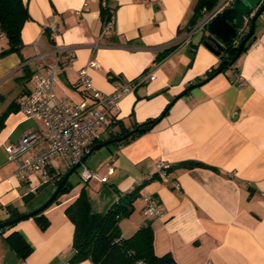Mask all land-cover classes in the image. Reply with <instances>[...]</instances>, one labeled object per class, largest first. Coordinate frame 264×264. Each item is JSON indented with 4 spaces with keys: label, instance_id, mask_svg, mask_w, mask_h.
Listing matches in <instances>:
<instances>
[{
    "label": "crops",
    "instance_id": "1",
    "mask_svg": "<svg viewBox=\"0 0 264 264\" xmlns=\"http://www.w3.org/2000/svg\"><path fill=\"white\" fill-rule=\"evenodd\" d=\"M23 2L29 18L21 28L20 52L0 56V112L11 101L17 103L31 87L30 80L16 78L22 74L23 62L35 53L32 42L36 38L41 41L40 51L49 42L73 50V60L56 75L55 89L58 95L77 102L84 97L72 83L76 70L90 59L97 63L87 68L90 82L104 93L113 91L118 80L154 74L152 80H143L124 94L116 112L100 129L99 138L132 129L135 123L157 116L174 100L150 129L127 141L107 144L105 150L102 146L90 152L80 173L70 180L73 187L43 211L49 220L45 229L30 216L1 231L0 264H66L73 254L74 225L64 212L65 206L83 188L91 210L102 212L120 193L140 182L144 183L133 200L132 212L119 219L122 236L133 234L149 221L154 253H170L177 264H264V11L256 19L254 37L236 60L197 84L219 63V57L202 44L206 28L189 36L185 29L179 32L187 24L195 0L149 4L107 0L114 24L97 45L103 23L100 0ZM44 22L57 29L53 39L43 33ZM174 42L172 51L155 59L162 48ZM2 47L6 43L0 33V50ZM27 64L32 70L36 61ZM239 75L242 86L237 85ZM190 84L196 85L182 93ZM28 132L38 133V140L27 153L45 146L41 121L26 117L19 107L10 110L0 128L2 220L8 219L7 206L22 213L46 198L33 204L23 202L22 196L45 180L37 173L17 178L14 161L7 159L5 146ZM182 160H197L207 166L185 168L178 165ZM159 161L170 165L165 174L157 173ZM64 162L55 159L54 171L64 172L69 167ZM87 170L97 176L86 177ZM102 176H106L105 181ZM145 193L157 196L162 216L143 215ZM12 231H19L32 246L25 257L6 242L4 237ZM73 264L93 263L84 259Z\"/></svg>",
    "mask_w": 264,
    "mask_h": 264
},
{
    "label": "built area",
    "instance_id": "2",
    "mask_svg": "<svg viewBox=\"0 0 264 264\" xmlns=\"http://www.w3.org/2000/svg\"><path fill=\"white\" fill-rule=\"evenodd\" d=\"M146 4L161 0H139ZM232 0H218L207 11H204L196 24L186 32L189 36L198 28H206L207 22ZM113 14L101 26L97 42L107 37L113 28ZM48 28L49 36L53 39L57 29L50 23L44 22L42 31ZM35 53L23 64L30 60L36 61L32 69L30 89L19 96L17 103L20 111L29 118H37L43 125L42 138L46 144L33 153L27 151L38 140V133L28 132L18 140L5 146L7 159L14 161V175L19 179H26L30 173H37L42 180H50L53 161L66 159L69 167L78 162L81 156L88 151L92 140L99 138L100 129L107 125L109 119L116 112L119 100L127 92L134 90L143 80H152L153 73H146L133 80H118L113 91L104 93L92 86L87 72L88 67H96L97 63L90 59L76 70V78L72 87L79 89L84 97L81 102L74 101L67 95H58L55 89L56 75L64 70L73 60V50L66 45L47 43L42 51L38 50L41 44L39 39L32 42ZM22 64V65H23ZM237 85L242 86V76L236 78ZM169 163L159 161L157 173L165 174ZM86 177L97 176L94 171L87 170ZM105 181L106 176L100 177ZM173 185L178 188L175 181ZM142 213L149 218L163 215V209L156 195L145 193L142 195ZM142 264L141 261H138ZM26 264V263H25Z\"/></svg>",
    "mask_w": 264,
    "mask_h": 264
},
{
    "label": "trees",
    "instance_id": "3",
    "mask_svg": "<svg viewBox=\"0 0 264 264\" xmlns=\"http://www.w3.org/2000/svg\"><path fill=\"white\" fill-rule=\"evenodd\" d=\"M217 1L218 0H195L190 18L185 27L180 29L179 32H182L184 29L185 31H189L201 18L203 12L210 10ZM106 2L107 0H100V13L103 17V22L112 14V9ZM28 18L29 13L23 0H0V33L3 34L6 43V47H2L0 50V56L10 52H20L22 47L20 32L23 23ZM246 22L247 26L240 29L241 35H239L235 42L224 45L223 49L218 54L219 63L216 66L210 67L204 78L212 77L214 73L217 74L227 67L222 61L224 59H231L235 54L239 39L248 29L249 20ZM43 33L48 36V28H44ZM254 35L255 31L243 45L242 51L247 48L248 42ZM176 44L177 43L174 42L162 48V50L156 54L155 59L158 60L166 56L176 47ZM31 73L32 70L29 68L28 64L25 63L22 65V74L16 79L19 81H28L30 80ZM169 106L170 102L157 116L147 118L140 123H135L133 127L137 126L138 129L128 137L120 140V142L127 141L137 133L150 129L167 112ZM17 107L18 103L13 100L6 109L0 112V128L3 125L7 113ZM128 130L130 129L123 128L119 133L111 134L109 137L119 136ZM102 140L104 139L96 138L92 140L89 147L95 142ZM178 165L185 168L207 166L197 160H182L178 162ZM65 171L56 172L53 168H50V181L56 185L63 178ZM156 175L157 173L152 176ZM143 183L144 182H140L129 191L120 193L117 199L102 212H93L84 189L82 188L80 190L78 195L64 208L65 214L74 225L72 235L73 254L66 264H73L84 259H89L93 264H139L138 261H141L142 264H177L170 253H164L162 255L154 253L153 229L149 221L142 224L129 236L125 237L121 234L118 223L119 219L128 216L132 212L133 200L138 197L139 189ZM72 186L73 184L67 178L55 198L44 209L31 216L40 229H45L49 224V220L43 211L55 202L60 194L68 192ZM6 209L8 212L7 218H12L21 213L15 206H7ZM1 220L2 219H0V221ZM12 225L13 224L0 228V232ZM4 238L10 247L14 248L21 257H25L32 249L30 243L19 231H12Z\"/></svg>",
    "mask_w": 264,
    "mask_h": 264
},
{
    "label": "water",
    "instance_id": "4",
    "mask_svg": "<svg viewBox=\"0 0 264 264\" xmlns=\"http://www.w3.org/2000/svg\"><path fill=\"white\" fill-rule=\"evenodd\" d=\"M264 11V0H232L231 4L224 7L219 13L215 14L206 24L207 33L203 36L202 44L206 46L214 54L218 55L219 52L223 49L224 45L230 44L236 41V38L239 37L240 29L244 27L245 21L249 19V26L246 33L239 39L237 43L236 52L231 59H224L222 63L230 65L241 53L242 47L245 42L251 37L255 28L256 18ZM221 65V64H220ZM216 73H214L215 75ZM211 77H206L199 81L197 84H202ZM196 84L188 85L183 91L194 87ZM174 99L170 101V104ZM138 127H133L127 132L110 138H106L102 141L95 142L92 144L86 153H84L80 160L70 166L65 173L63 178L55 185L54 190L50 196L43 201L40 205L33 208L30 211L22 212L17 216L12 218L4 219L0 221V228L16 223L17 221L30 217L36 212L44 209L57 195L59 189L64 185L68 176L79 166L81 165L87 155L92 152L94 149L105 146L109 143L120 141L125 137H128L130 134L134 133ZM50 180H45L39 184L34 190L26 192L22 196V201L27 202L34 195L35 192L41 190L45 187Z\"/></svg>",
    "mask_w": 264,
    "mask_h": 264
},
{
    "label": "rangeland",
    "instance_id": "5",
    "mask_svg": "<svg viewBox=\"0 0 264 264\" xmlns=\"http://www.w3.org/2000/svg\"><path fill=\"white\" fill-rule=\"evenodd\" d=\"M245 26H247V22L245 23V25H244V27ZM199 30V29H198ZM197 31V30H196ZM238 38V37H237ZM237 38H236V40H237ZM113 144L112 143H109L108 144V146H112ZM102 148H104V149H102V150H105V148H106V146H103ZM65 165L67 164L68 165V162H67V160L65 159ZM66 165V166H67ZM83 165H85V162L83 163V164H81V165H79L77 168H76V170L75 171H73L72 173H71V175H70V177H69V181L71 180V178H75V176H77L76 174H79L80 173V171H81V169H82V167H83ZM69 166V165H68ZM67 166V167H68ZM80 177L82 178V176L80 175ZM85 177V176H84ZM54 187H55V185L53 184V182L51 181L50 183H48L45 187H43L41 190H38V191H36V193H35V195L28 201V204H33V203H35L37 200H39L40 198H44V197H46L45 199H44V201L50 196V194L52 193V191L54 190ZM73 187V186H72ZM71 187V188H72ZM65 193H67V192H65ZM65 193H62V194H65ZM62 194H60L58 197H57V199L62 195Z\"/></svg>",
    "mask_w": 264,
    "mask_h": 264
},
{
    "label": "flooded vegetation",
    "instance_id": "6",
    "mask_svg": "<svg viewBox=\"0 0 264 264\" xmlns=\"http://www.w3.org/2000/svg\"><path fill=\"white\" fill-rule=\"evenodd\" d=\"M249 20V19H248ZM247 21V20H246ZM246 21H245V23H246ZM239 35H241V32H240V34Z\"/></svg>",
    "mask_w": 264,
    "mask_h": 264
}]
</instances>
